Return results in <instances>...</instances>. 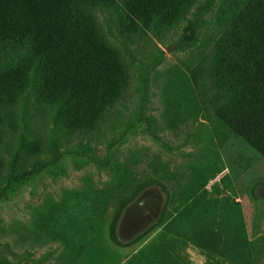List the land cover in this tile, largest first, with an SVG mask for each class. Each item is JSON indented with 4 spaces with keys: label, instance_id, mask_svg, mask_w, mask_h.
Listing matches in <instances>:
<instances>
[{
    "label": "rangeland",
    "instance_id": "374dc122",
    "mask_svg": "<svg viewBox=\"0 0 264 264\" xmlns=\"http://www.w3.org/2000/svg\"><path fill=\"white\" fill-rule=\"evenodd\" d=\"M171 1L131 27L122 0H0V264H264V133L218 69L244 0ZM68 17L108 70L80 116L40 88Z\"/></svg>",
    "mask_w": 264,
    "mask_h": 264
},
{
    "label": "trees",
    "instance_id": "16d2710c",
    "mask_svg": "<svg viewBox=\"0 0 264 264\" xmlns=\"http://www.w3.org/2000/svg\"><path fill=\"white\" fill-rule=\"evenodd\" d=\"M114 1V0H106ZM134 14L127 15L126 22L133 27L135 19L142 18L145 12L161 11L174 12L175 8L171 0H122ZM240 8L242 11L231 20L233 30L229 35L221 37L218 43L221 52L218 69L231 75L233 78H241L247 83L246 92H254L252 96L246 93L247 101L243 104L242 111L235 115V126H239L246 138L255 139L264 133V0H244ZM169 11V12H168ZM70 33L64 45L63 34L59 31L57 46L53 50L55 56L63 58V64H55L52 73L43 82L42 91L46 95L56 96L62 92L70 94L71 110L80 116L90 104L87 98L90 93L106 86V66L98 59L102 58L99 46L94 47L90 40V34L80 26V21L68 17ZM61 29L60 23L57 22ZM44 37V32H42ZM43 52H47L43 49ZM114 69L121 68L122 63L113 57ZM20 72L8 71L0 76V87L6 91L20 83ZM33 82L32 87L35 90ZM86 98V99H85ZM85 99V102L83 101ZM256 129L257 134L248 133L247 130ZM36 170L32 171L24 180H30Z\"/></svg>",
    "mask_w": 264,
    "mask_h": 264
}]
</instances>
